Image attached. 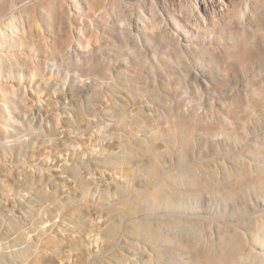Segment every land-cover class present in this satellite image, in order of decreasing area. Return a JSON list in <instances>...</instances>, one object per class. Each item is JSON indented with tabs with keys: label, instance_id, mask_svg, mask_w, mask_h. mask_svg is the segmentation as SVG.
I'll return each instance as SVG.
<instances>
[{
	"label": "rangeland",
	"instance_id": "rangeland-1",
	"mask_svg": "<svg viewBox=\"0 0 264 264\" xmlns=\"http://www.w3.org/2000/svg\"><path fill=\"white\" fill-rule=\"evenodd\" d=\"M57 1L46 0L54 6L47 10L31 9L32 23L27 28L39 50L38 61L51 43L63 46L70 32L72 39H77V29L87 28V38H81L86 48L106 45L112 38L105 37L102 41L101 37L115 25L116 39L126 48L123 55L132 65L131 70L137 71L141 57L136 58L133 52L137 51L139 41L125 38L119 26L131 12L136 26L132 35L142 32L149 42L154 40L170 54L161 57V67L174 59L178 73L185 59L182 50L185 45L194 67L200 72L205 96L199 114L189 109L187 114L175 118L170 130L160 125L144 130L143 142L114 164V175L124 176L126 183L129 182L121 184L123 189L118 193L114 208L115 215L123 219L119 228L123 239L118 252L108 253L97 264H124L125 261L147 264L149 257L151 264H178L181 258L188 260V264H214L213 261L231 264L237 245L242 242L264 255V247H258L255 242L258 229L264 227V9L259 8L264 0H244L249 11L243 25L230 22L240 0H159L158 4L154 0H61L70 9L72 20L60 18ZM74 3L79 5L76 11ZM160 6L169 27L160 15ZM211 12L214 21L209 15ZM203 13L207 19L205 30L195 26L197 17ZM53 14L55 19H51ZM173 18L185 26L187 36L173 24ZM89 20L93 23L87 26ZM93 29L97 32L95 40L91 39ZM54 31L55 35L50 37L49 33ZM175 33L181 38L180 46ZM201 45L210 48V52L197 54L195 48ZM18 62L26 64L24 60ZM123 67L127 70L128 63ZM7 72L9 75H5L4 81L9 91L23 86L26 90L31 88L28 91L31 96L36 90L39 80L33 83L27 68ZM11 73L16 74L14 78ZM42 143L37 142L38 151L34 153L40 161L37 167L42 169L51 160L57 161L56 165H51L57 167L62 163L63 153L58 148H64L63 141L58 147H41ZM32 155L29 153L28 160ZM68 156L70 163L71 154ZM0 158H3L2 151ZM19 175L18 170L0 171L3 181L0 184L9 190L8 201L2 202L7 207V216L10 207L16 209L14 214L18 216L20 204L28 206L17 199L19 195L14 189ZM27 175L40 177L38 172L28 171ZM58 175L53 172V176ZM112 191L115 194V187ZM168 202L178 208L166 205ZM136 205L144 209L137 213ZM132 215L137 220L132 221ZM176 220L181 222L182 228L179 238H175L171 230ZM96 248L101 245L97 243L95 248L79 252L64 247L56 255H50L54 245L41 243L36 259L40 264L50 261L53 264H78L79 261L94 264L98 257L89 261L88 255ZM102 252L108 251L102 249Z\"/></svg>",
	"mask_w": 264,
	"mask_h": 264
},
{
	"label": "clouds",
	"instance_id": "clouds-1",
	"mask_svg": "<svg viewBox=\"0 0 264 264\" xmlns=\"http://www.w3.org/2000/svg\"><path fill=\"white\" fill-rule=\"evenodd\" d=\"M34 7L47 10L54 6L46 0H0V171L21 173L16 180L21 185L17 199L29 202L18 216L10 212L0 217V264H40L36 257L41 243L54 245L50 255L64 247L77 252L95 248L97 243L101 248L89 253V261L108 253L114 255L123 239L119 230L123 219L115 215L114 208L121 184L127 181L124 176L114 175L113 166L124 153L143 142L144 130L156 125L170 130L178 115L187 114L189 109L197 114L202 111L205 96L200 72L184 44L185 59L178 73L174 59L161 67V57L170 54L154 40L149 42L142 32L132 35L136 26L131 12L119 26L123 30L121 35L139 41L137 53L141 60L137 71L131 70L132 65L123 55L126 48L116 39L115 25L101 37L102 41L112 38L106 45L86 48L81 38H87V28L77 29V39L73 40L70 32L63 46L51 43L38 61L39 50L27 28L32 23ZM259 8L264 9V3ZM17 11L20 15L13 18L12 13ZM248 11L247 4L240 0L230 22L243 25ZM96 15L99 17L100 13ZM160 15L168 25L161 6ZM51 19H55L54 14ZM54 35L55 31L49 33L50 37ZM96 35L93 29L91 39L95 40ZM175 40L182 42L177 34ZM195 52L206 55L210 48L201 45ZM20 60L28 62L19 63ZM6 67L27 68L32 82L39 80L34 99L28 96L31 88L21 86L9 91L4 81L9 72L2 71ZM15 75L10 74L11 78ZM40 141L41 147H58L63 141L64 148H58L63 153L62 163L52 167L57 161L51 160L48 166L38 168L40 161L34 153ZM29 153L33 154L31 160ZM14 154L17 163H13ZM28 171L38 172L39 180L30 182ZM231 264H264V255L242 242L237 245Z\"/></svg>",
	"mask_w": 264,
	"mask_h": 264
},
{
	"label": "bare ground",
	"instance_id": "bare-ground-1",
	"mask_svg": "<svg viewBox=\"0 0 264 264\" xmlns=\"http://www.w3.org/2000/svg\"><path fill=\"white\" fill-rule=\"evenodd\" d=\"M49 1V0H48ZM220 2V1H219ZM57 3L59 4V9H58V12H59V14H60V18L61 19H70V20H72V16L70 15V9L68 8V7H66L65 6V4L63 3V1H61V0H59V1H57ZM78 4L77 3H74L73 4V9H75V11L77 10V8H78ZM205 11H206V9H205ZM31 14H32V12H31ZM234 14H235V12H234ZM251 14L252 15H254L255 14V12L254 11H252L251 12ZM20 15V13H18V12H14V13H12V17L14 18V17H18ZM49 15V14H48ZM210 15V18H211V20L212 21H214L213 20V12H211V14H209ZM49 19H50V17H49ZM214 23V22H213ZM87 24V26L88 25H90L89 23H86ZM173 24L176 26V27H179L180 28V30H182V31H184V34L187 36L188 34H187V31L185 32V26L182 24H180V22H178V20L177 19H174L173 18ZM202 24V25H201ZM207 19L205 18V16H204V13L202 14V15H200L199 14V16L197 17V19H196V23H195V26H196V28L197 29H201L202 27H203V30H205L206 28H207ZM181 25V26H180ZM28 27V26H27ZM84 27H86V25L84 26ZM178 28V29H179ZM9 35H11V33L9 32L8 33ZM179 46H180V43H179ZM133 54H134V56L136 57V58H138V57H140L139 55H138V53H137V51H135L134 50V52H133ZM25 61V63H27L28 61L27 60H24ZM12 69H17V68H5V69H3L2 71H11ZM24 89H26V87H23ZM29 96V95H28ZM29 98H31V99H34L35 97L33 96V94L31 93V96H29ZM126 154V153H125ZM14 161H16V162H18L17 161V159H16V155L14 154L13 155V162ZM19 176H21V175H19ZM27 177L29 178V181L31 182V180H39V178L40 177H34L33 175H27ZM126 184H129V182L128 183H126ZM125 186H127V185H125ZM122 187H124V186H122ZM248 187H249V185H248ZM20 188H21V185H14V189H15V192L17 191V193H18V195L20 194ZM125 188V187H124ZM122 189L123 188H121V191H122ZM125 191V190H124ZM123 193V192H122ZM8 194H9V190H7V188L6 187H4L2 184H0V217H6L7 216V214H6V212L5 211H7L6 209H7V207L6 206H4V205H2V202L3 201H8ZM184 195V194H183ZM140 197V196H139ZM185 197V196H184ZM138 199V198H137ZM174 199V198H173ZM188 200V199H187ZM162 201V200H161ZM25 203L28 205L29 204V202L28 201H25ZM154 203H155V201H154ZM159 204V203H158ZM163 204H165V203H163ZM21 205V209L20 210H23L24 208H26V207H24V205L21 203L20 204ZM141 205H144V204H141ZM155 205V204H154ZM166 205H169L171 208H173V209H177L178 208V206H176L174 203H171V202H168V204H166ZM157 206V205H156ZM163 206V205H162ZM159 207V206H158ZM156 208V207H155ZM169 208V207H168ZM142 209H144L143 207H141L140 205H136V212L138 213V212H140ZM149 209V208H148ZM16 209L14 208V207H10V212L12 213V215H14L15 216V214H14V211H15ZM146 212V211H145ZM8 213V212H7ZM19 213V212H18ZM136 214V213H135ZM133 217H134V215H132ZM182 217V216H181ZM10 218V217H9ZM129 218V217H128ZM179 218V217H178ZM177 218V219H178ZM129 220V219H128ZM132 221H135V220H137V217L135 216L134 218H132L131 219ZM181 222L180 221H178V220H176V221H173V225H172V228H171V230L175 233V238H177L178 236L180 237V234H182V228H181ZM120 228H122V227H120ZM121 231V230H120ZM123 234V233H122ZM178 237V238H179ZM256 241L255 242H257V244H258V247H264V227H262V228H260V229H258V231H257V235H256V239H255ZM260 245V246H259ZM257 246V245H256ZM106 250V249H105ZM108 251V250H107ZM68 253V252H67ZM257 254H259V253H257ZM259 255H262V254H259ZM68 260H70V259H68ZM98 261H101L100 260V258H96V261H95V263L94 264H97L98 263ZM170 261V260H169ZM188 260H184V259H179V261H178V264H188L189 262H187ZM61 262V261H60ZM191 262V261H190ZM213 263L214 264H216V262H214L213 261ZM78 264H84L83 263V261L82 262H80L79 261V263ZM147 264H149V263H147ZM161 264H164V263H161Z\"/></svg>",
	"mask_w": 264,
	"mask_h": 264
}]
</instances>
